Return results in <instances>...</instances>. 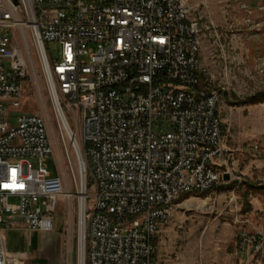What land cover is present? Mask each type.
<instances>
[{"label":"built area","instance_id":"1","mask_svg":"<svg viewBox=\"0 0 264 264\" xmlns=\"http://www.w3.org/2000/svg\"><path fill=\"white\" fill-rule=\"evenodd\" d=\"M189 19L176 0H0V264H26L7 247L17 220L54 232L57 205L72 198L81 264H157L158 235L177 201L229 173L216 144L217 90L202 84ZM51 41L62 45L59 60ZM36 62L50 120L21 112ZM160 123L169 129L154 130ZM50 128L78 155L74 192L45 162L54 154ZM194 157L202 164L188 172ZM239 239L252 257L264 252V232Z\"/></svg>","mask_w":264,"mask_h":264},{"label":"rangeland","instance_id":"2","mask_svg":"<svg viewBox=\"0 0 264 264\" xmlns=\"http://www.w3.org/2000/svg\"><path fill=\"white\" fill-rule=\"evenodd\" d=\"M199 23L200 63L206 78L220 92L219 114L230 179L208 192L184 196L161 228L157 264H264L240 247L239 232H264V100H246L264 92V0H187ZM59 60L62 45L46 44ZM24 82L21 112L44 114L50 120L48 86L36 62ZM47 103V107L45 106ZM13 116V115H12ZM15 122V120L13 121ZM169 127L160 123L156 131ZM54 154L45 159L53 175L60 174L75 191L79 158L72 142L50 128ZM231 155V156H229ZM230 161V162H229ZM56 228L48 238L24 229L9 232L11 250L34 251L41 241L42 258L26 264H81L80 206L77 198L62 199L55 211Z\"/></svg>","mask_w":264,"mask_h":264},{"label":"bare ground","instance_id":"3","mask_svg":"<svg viewBox=\"0 0 264 264\" xmlns=\"http://www.w3.org/2000/svg\"><path fill=\"white\" fill-rule=\"evenodd\" d=\"M176 3H178L180 5L182 13L189 15V17H190L189 23H188V30H194L195 33H199V23L197 20H195L191 17L190 12H189V8H188V4H187V0H176ZM219 100H220V92L217 90V92H214V98H213L214 121L217 125H219V128H217V134H216V144H221V153H228L229 148H227V146L224 144V141H223L222 121H221V117L219 114V108H218ZM229 156H231V155H229ZM198 164H202V157H194V160L188 161V172H196ZM223 169L228 170V159H224ZM211 188H213V187H208V190ZM67 195L71 196V194H69V192Z\"/></svg>","mask_w":264,"mask_h":264},{"label":"crops","instance_id":"4","mask_svg":"<svg viewBox=\"0 0 264 264\" xmlns=\"http://www.w3.org/2000/svg\"><path fill=\"white\" fill-rule=\"evenodd\" d=\"M18 228H19V229H24V230H26V231H32V232H34V233H38L39 236H40L41 238H42V237L44 238V236H46L45 238H48V237H49L48 235H43V234H41L40 232H38V231H36V230H31V229L27 228V226H26L22 221H20V220H17V221H16V227H15L14 229H18ZM10 231H12V230L6 231L7 247H8V249H9L10 251H12V252H21V253H25L26 256H27V259H28V258H32V259L42 258V256L40 255L41 251L43 250L44 247L49 246V245H46V244H44V243L41 241V243H39V245H38L36 248H34V251H33L32 253H29V252H27L26 250H11V249L9 248V237H8ZM160 231H161V230H160Z\"/></svg>","mask_w":264,"mask_h":264},{"label":"trees","instance_id":"5","mask_svg":"<svg viewBox=\"0 0 264 264\" xmlns=\"http://www.w3.org/2000/svg\"><path fill=\"white\" fill-rule=\"evenodd\" d=\"M263 100H264V92H260V93H258V94H255V95L249 97L246 101H247L249 104H256V103H258V102H262ZM209 190H210V189H209ZM209 190L204 191V192H202V193H206V192H208ZM193 193H196V192H193ZM193 193H189V194H193ZM198 193H199V192H198ZM186 195H188V194H184V195H182L181 198L177 201V203L180 202V200H181L184 196H186Z\"/></svg>","mask_w":264,"mask_h":264},{"label":"water","instance_id":"6","mask_svg":"<svg viewBox=\"0 0 264 264\" xmlns=\"http://www.w3.org/2000/svg\"><path fill=\"white\" fill-rule=\"evenodd\" d=\"M223 179H224V180H229V179H230V174H229V173H225V174L223 175Z\"/></svg>","mask_w":264,"mask_h":264}]
</instances>
